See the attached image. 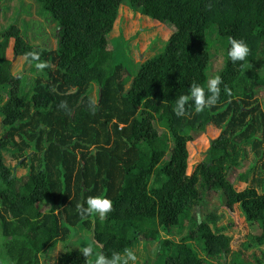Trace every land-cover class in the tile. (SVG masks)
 I'll return each mask as SVG.
<instances>
[{
	"label": "trees",
	"instance_id": "16d2710c",
	"mask_svg": "<svg viewBox=\"0 0 264 264\" xmlns=\"http://www.w3.org/2000/svg\"><path fill=\"white\" fill-rule=\"evenodd\" d=\"M124 7L170 28L159 53L128 52L132 65L111 41ZM230 38L249 48L230 95L200 112L190 97L177 116L193 84L212 95ZM258 90L264 0H0V264H94L113 253L124 264V249L135 264H200L199 245L225 264L230 237L217 223L235 211L246 253L231 264H264ZM207 126L217 133L191 161L188 144ZM88 196L107 197L111 211L88 215Z\"/></svg>",
	"mask_w": 264,
	"mask_h": 264
},
{
	"label": "rangeland",
	"instance_id": "374dc122",
	"mask_svg": "<svg viewBox=\"0 0 264 264\" xmlns=\"http://www.w3.org/2000/svg\"><path fill=\"white\" fill-rule=\"evenodd\" d=\"M193 1V0H189ZM120 15H123L125 23H124V29L121 31H118V33L111 38L113 43L123 50L124 54V60L126 64H131V58L129 53L132 51L133 58H141L144 56V59L153 56L156 53H159L162 50V47L165 44L166 36L168 35L170 28L168 27H162V25L159 24L157 21L152 20H138L137 17H133L131 13L127 10L126 7L123 9L120 8L119 11ZM146 27V30L140 34H138L137 37H133L132 34L136 30H139L140 32L143 30V28ZM116 32V31H115ZM114 32V33H115ZM124 33V34H123ZM153 34H158L157 44L155 42H151L149 47L146 46L149 43V38L152 37ZM126 37H125V36ZM111 37V35H110ZM129 52V53H128ZM241 66V61H235L232 62L229 60V58L226 60L224 67L222 68L221 72L219 73L220 77V84L218 85V88H220V92L216 97V102L219 103L222 100L226 99L230 93L229 91L226 93L225 88L230 90V79L239 71ZM256 88H259V85L256 86ZM258 103L260 105L261 110L264 114V92L262 90H258ZM92 97H94V90L92 91ZM217 131L214 127L207 126L204 133H196L194 134L193 140L190 144H188V150H189V157L191 158V161L199 160L202 158V152L204 149L208 146L209 139L211 137H214L216 135ZM193 158V160H192ZM213 193L209 192L206 193L204 203L205 206H207L208 201L212 200ZM215 202V200L213 201ZM202 209H210L211 206L204 207L201 205ZM220 211V210H218ZM219 225H224L225 229L223 232V237L225 236L230 237L228 240V251L226 252V260L230 261L232 260L233 263L236 262V258L238 257V253L244 255L246 252L243 251V253L238 252L240 248V243L238 242L239 232L242 231L244 227L243 223V217L239 213V211L231 212L229 214H224L218 221ZM241 233V232H240ZM55 250H57L55 248ZM237 251V252H236ZM197 255H199L202 259L200 264H220L215 258L209 256L206 254V252L203 250L201 245L196 247ZM226 262L225 264H231L230 262ZM1 263V262H0Z\"/></svg>",
	"mask_w": 264,
	"mask_h": 264
},
{
	"label": "clouds",
	"instance_id": "9594fccd",
	"mask_svg": "<svg viewBox=\"0 0 264 264\" xmlns=\"http://www.w3.org/2000/svg\"><path fill=\"white\" fill-rule=\"evenodd\" d=\"M230 47L228 48V58L230 61H244L245 57L247 56L249 52V48L247 44L243 40H237V39H229L228 41ZM32 57V60L38 59V53L34 52H28L25 53V58ZM46 65L43 63H38L36 65L37 68H44ZM220 84V77L214 76L209 79L207 84V92L211 93L212 95L208 97V100L205 99V90L198 84H193L190 89L189 95H181L178 100L176 101V105L174 108L175 114L177 116L183 115V108L182 105L186 100H188L190 97L194 98L195 101V111L200 112L202 108H205L208 103H215L216 102V96L220 92V88H218V85ZM229 90L225 88V92L227 93ZM64 103V102H62ZM95 103V102H93ZM84 203L87 205V207L84 209V211L88 215H99L101 218L104 217V215L111 211L112 209V202L107 197L102 196H88L84 198ZM77 209L80 208L79 203L76 205ZM80 253L85 257L88 258L89 256L93 255V249L91 246L86 245L83 246L80 250ZM124 254L126 256V260L124 261V264H127L128 261H131L132 264H135L136 261V255L133 251L129 249H124ZM120 259L119 254L113 253L111 259H106L103 254L96 255L94 264H117V261Z\"/></svg>",
	"mask_w": 264,
	"mask_h": 264
}]
</instances>
